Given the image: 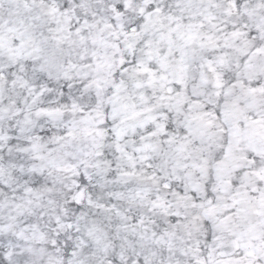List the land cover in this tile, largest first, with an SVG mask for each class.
Here are the masks:
<instances>
[{"label": "snow or ice", "instance_id": "snow-or-ice-1", "mask_svg": "<svg viewBox=\"0 0 264 264\" xmlns=\"http://www.w3.org/2000/svg\"><path fill=\"white\" fill-rule=\"evenodd\" d=\"M0 264H264V0H0Z\"/></svg>", "mask_w": 264, "mask_h": 264}]
</instances>
